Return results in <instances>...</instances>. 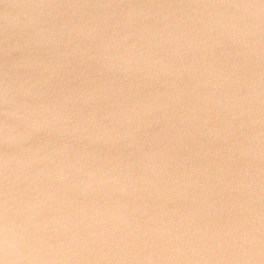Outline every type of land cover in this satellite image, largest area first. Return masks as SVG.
<instances>
[{
	"label": "water",
	"instance_id": "95a60500",
	"mask_svg": "<svg viewBox=\"0 0 264 264\" xmlns=\"http://www.w3.org/2000/svg\"><path fill=\"white\" fill-rule=\"evenodd\" d=\"M0 264H264V0H0Z\"/></svg>",
	"mask_w": 264,
	"mask_h": 264
}]
</instances>
